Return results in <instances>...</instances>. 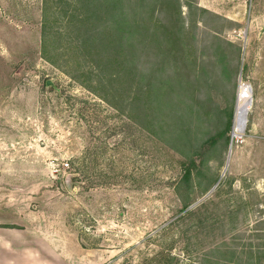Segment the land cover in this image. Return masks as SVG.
Segmentation results:
<instances>
[{"label": "rangeland", "instance_id": "obj_1", "mask_svg": "<svg viewBox=\"0 0 264 264\" xmlns=\"http://www.w3.org/2000/svg\"><path fill=\"white\" fill-rule=\"evenodd\" d=\"M43 1L0 0V222L42 240L43 264H253L264 254V0H180L190 58L157 136L43 59ZM242 86L251 106L233 138Z\"/></svg>", "mask_w": 264, "mask_h": 264}, {"label": "trees", "instance_id": "obj_2", "mask_svg": "<svg viewBox=\"0 0 264 264\" xmlns=\"http://www.w3.org/2000/svg\"><path fill=\"white\" fill-rule=\"evenodd\" d=\"M184 32L180 0H44L41 53L67 77L157 136L165 128L158 116L172 105V83L183 85L179 70L189 62ZM150 54L156 61L147 73L142 61ZM203 77L198 71L192 82ZM231 98L228 129L234 93ZM191 175L189 167L181 183ZM253 264H264V254Z\"/></svg>", "mask_w": 264, "mask_h": 264}, {"label": "crops", "instance_id": "obj_3", "mask_svg": "<svg viewBox=\"0 0 264 264\" xmlns=\"http://www.w3.org/2000/svg\"><path fill=\"white\" fill-rule=\"evenodd\" d=\"M32 237L26 227L0 222V264H43L33 253L34 247L41 249L42 240Z\"/></svg>", "mask_w": 264, "mask_h": 264}, {"label": "bare ground", "instance_id": "obj_4", "mask_svg": "<svg viewBox=\"0 0 264 264\" xmlns=\"http://www.w3.org/2000/svg\"><path fill=\"white\" fill-rule=\"evenodd\" d=\"M251 102L249 99V96L243 95V93L239 96L238 104H237V110H236V116H235V127H234V133L233 138L237 134L244 133L246 127H247V120L248 115L250 111Z\"/></svg>", "mask_w": 264, "mask_h": 264}, {"label": "built area", "instance_id": "obj_5", "mask_svg": "<svg viewBox=\"0 0 264 264\" xmlns=\"http://www.w3.org/2000/svg\"><path fill=\"white\" fill-rule=\"evenodd\" d=\"M240 90H241V93H243V94H245V95L247 96V94H246V92H247V88H246V87L244 88V87L242 86V87L240 88ZM68 166H69V165H66V168H67Z\"/></svg>", "mask_w": 264, "mask_h": 264}, {"label": "water", "instance_id": "obj_6", "mask_svg": "<svg viewBox=\"0 0 264 264\" xmlns=\"http://www.w3.org/2000/svg\"><path fill=\"white\" fill-rule=\"evenodd\" d=\"M241 81H242V78H241V76H240V78H239V83H241ZM51 84H52V83L49 82V83H48V86L51 85ZM230 148H231V147H230ZM230 150H231V149H230ZM230 152H231V151H230ZM229 156H230V155H229ZM224 174H225V173H224Z\"/></svg>", "mask_w": 264, "mask_h": 264}]
</instances>
